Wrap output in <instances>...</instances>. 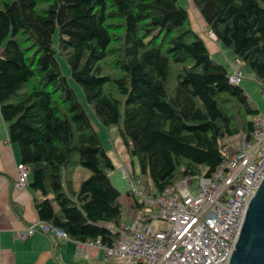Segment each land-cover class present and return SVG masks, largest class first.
<instances>
[{"label":"trees","instance_id":"obj_1","mask_svg":"<svg viewBox=\"0 0 264 264\" xmlns=\"http://www.w3.org/2000/svg\"><path fill=\"white\" fill-rule=\"evenodd\" d=\"M191 2L264 90V0ZM56 53L96 119L116 126L143 187L149 181L156 192L209 175L225 158L222 139L250 138L259 118L177 0H0V116L29 167L38 220L73 241L111 246L122 229L121 204L107 176L111 159ZM78 166L89 174L73 189Z\"/></svg>","mask_w":264,"mask_h":264},{"label":"built area","instance_id":"obj_2","mask_svg":"<svg viewBox=\"0 0 264 264\" xmlns=\"http://www.w3.org/2000/svg\"><path fill=\"white\" fill-rule=\"evenodd\" d=\"M227 80L239 83L241 72H230ZM254 126L251 137L241 135L236 148L209 175L201 171L200 175L183 178L160 192L150 184L139 192L129 180L130 195L155 210L144 215L135 208L111 246L75 241L77 249L86 257L101 249L105 259L114 257L126 264H226L245 206L264 173V118H257ZM15 171V186H26L29 167L19 162ZM119 171L122 177L129 178L124 167ZM107 226L112 230L110 224ZM36 231L69 240L62 229L40 220L13 235L24 239Z\"/></svg>","mask_w":264,"mask_h":264},{"label":"crops","instance_id":"obj_3","mask_svg":"<svg viewBox=\"0 0 264 264\" xmlns=\"http://www.w3.org/2000/svg\"><path fill=\"white\" fill-rule=\"evenodd\" d=\"M191 6L194 7L193 3ZM190 21H193L192 25L195 27L193 30L200 33L198 35L207 50L211 52L221 50V45L209 32L195 8ZM234 149L228 147L226 153ZM19 162L17 146L8 140L6 123L0 116V264H115L116 259L113 257L105 259L101 249H96L94 256L86 257L77 249L75 241L70 239H55L40 231L24 239L13 235L14 231L38 221L33 206V198L38 196V193L29 187V182L21 188L15 186V166ZM75 172L76 168L72 176L73 189H76L80 182L74 180ZM81 175L85 177L87 172L82 171ZM29 178L30 173L28 181Z\"/></svg>","mask_w":264,"mask_h":264},{"label":"rangeland","instance_id":"obj_4","mask_svg":"<svg viewBox=\"0 0 264 264\" xmlns=\"http://www.w3.org/2000/svg\"><path fill=\"white\" fill-rule=\"evenodd\" d=\"M178 4L185 8L188 15V21L189 25L192 29L195 30V27L192 25L193 21H190V17H192V12L194 7L191 6L190 0H177ZM199 30H201L199 28ZM197 34H200L199 32ZM201 38V37H200ZM56 43V32L53 33L52 36V46L55 47ZM206 47V46H205ZM221 50L218 52H211L209 51V55L211 59L214 62L221 63L225 65L226 69L231 70H238L241 72V80L239 84L242 86L244 92L247 95V98L249 100V103L252 107L255 109H258L259 111V117L264 118V90L260 91V88L258 86L257 81L254 79L253 74L251 71L242 63H240L236 57L232 54V52L225 48L220 46ZM207 49V48H206ZM55 59L57 60V63L59 65V69L61 72V75H63L66 79L67 84L71 87L73 90V93L75 95V98L77 102L82 106V108L86 111L90 124L92 129L96 132V135L99 139V142L106 152V154L111 159V162L113 164V169L110 170L107 173V176L111 182V184L119 191V202L121 204V216H120V222L121 224L129 222V217H132V215L135 213V208H132L130 204L133 202L132 196L128 195L126 191L130 189V181L131 183L136 187V189L139 192L144 191V187L142 185L143 176L140 175L137 172V167L135 162L133 161L132 164L130 162V156L127 154L123 144L121 143L120 137L118 136L117 128L116 126H104L102 125L96 117L93 115L92 111L87 106L83 94L81 92L80 87L78 84L71 78L69 74V67L65 61V59L60 56L59 54H55ZM241 135H233L229 137H224L222 139V142L225 144L223 148L224 154L227 156V148L232 147L236 148L238 145V140ZM120 167H124L125 170L128 173L129 178L122 177L120 174ZM82 171L87 172V175L89 174V171L83 167H76V172L74 175V180L80 181L81 179L85 178L82 177L81 173ZM133 171V172H132ZM132 172V173H131ZM148 184H151L148 181ZM156 207H149L145 204H143L140 208V211L144 215H149L155 210ZM114 258V257H113ZM116 261H114L115 264H126L122 261H120L118 258H115ZM137 264V263H132Z\"/></svg>","mask_w":264,"mask_h":264},{"label":"water","instance_id":"obj_5","mask_svg":"<svg viewBox=\"0 0 264 264\" xmlns=\"http://www.w3.org/2000/svg\"><path fill=\"white\" fill-rule=\"evenodd\" d=\"M226 264H264V173L245 206Z\"/></svg>","mask_w":264,"mask_h":264}]
</instances>
